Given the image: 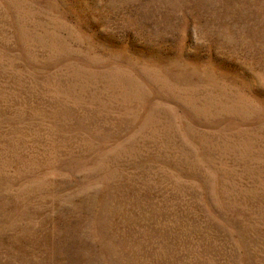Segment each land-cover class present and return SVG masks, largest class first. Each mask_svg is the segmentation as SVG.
<instances>
[{"label":"rangeland","instance_id":"374dc122","mask_svg":"<svg viewBox=\"0 0 264 264\" xmlns=\"http://www.w3.org/2000/svg\"><path fill=\"white\" fill-rule=\"evenodd\" d=\"M0 264H264V0H0Z\"/></svg>","mask_w":264,"mask_h":264}]
</instances>
